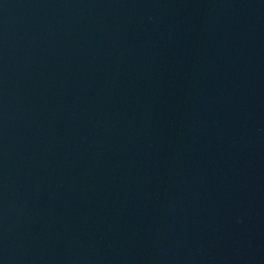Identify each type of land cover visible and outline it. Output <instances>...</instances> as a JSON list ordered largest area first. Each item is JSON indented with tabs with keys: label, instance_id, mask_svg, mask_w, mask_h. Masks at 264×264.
Segmentation results:
<instances>
[{
	"label": "water",
	"instance_id": "95a60500",
	"mask_svg": "<svg viewBox=\"0 0 264 264\" xmlns=\"http://www.w3.org/2000/svg\"><path fill=\"white\" fill-rule=\"evenodd\" d=\"M0 264H264V0H0Z\"/></svg>",
	"mask_w": 264,
	"mask_h": 264
}]
</instances>
